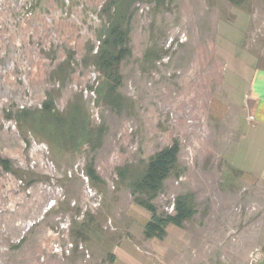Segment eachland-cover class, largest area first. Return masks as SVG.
I'll use <instances>...</instances> for the list:
<instances>
[{
    "label": "rangeland",
    "instance_id": "1",
    "mask_svg": "<svg viewBox=\"0 0 264 264\" xmlns=\"http://www.w3.org/2000/svg\"><path fill=\"white\" fill-rule=\"evenodd\" d=\"M238 7L262 17L264 0ZM244 8L0 0V155L11 163L0 168V264H106L127 234L143 240L150 213L134 184L173 141L178 161L151 200L156 211L172 213L175 197L190 194L195 213L184 224L231 228L239 242L254 232L255 263L264 186L232 168L243 112L232 99L239 90L223 85L217 46L218 25ZM116 23L129 54L111 94L98 56Z\"/></svg>",
    "mask_w": 264,
    "mask_h": 264
},
{
    "label": "crops",
    "instance_id": "2",
    "mask_svg": "<svg viewBox=\"0 0 264 264\" xmlns=\"http://www.w3.org/2000/svg\"><path fill=\"white\" fill-rule=\"evenodd\" d=\"M230 20L218 25L217 46L224 62L223 85L231 95L239 90V99L233 95L232 99L243 112L238 123L242 131L231 146L235 153L232 168L264 186V11L261 17L245 10ZM237 154L242 158L238 160ZM173 226L171 231L167 226L160 239L144 238L143 230V240L127 234L113 245L106 264H248L254 232L239 242L237 230L221 225ZM170 233L173 241H167ZM259 244L261 259L252 264H264V238Z\"/></svg>",
    "mask_w": 264,
    "mask_h": 264
},
{
    "label": "trees",
    "instance_id": "3",
    "mask_svg": "<svg viewBox=\"0 0 264 264\" xmlns=\"http://www.w3.org/2000/svg\"><path fill=\"white\" fill-rule=\"evenodd\" d=\"M233 5H239L244 0H228ZM128 32L123 30L118 23L112 25L108 35L103 39L99 51V60L104 71L105 82L111 94H116L121 85L119 72L120 61L129 54L127 46ZM179 146L177 141L156 151L147 161L143 176L134 184L135 191L144 198L138 199V203L150 213L149 220L143 228V236L146 239L163 238L166 228L172 224L181 226L190 219L195 211L193 198L190 194H181L175 197L172 213H159L151 203L152 198L160 191L163 181L175 169L178 161ZM0 168L10 171L11 163L0 155ZM90 179L96 178L91 167L87 169Z\"/></svg>",
    "mask_w": 264,
    "mask_h": 264
},
{
    "label": "built area",
    "instance_id": "4",
    "mask_svg": "<svg viewBox=\"0 0 264 264\" xmlns=\"http://www.w3.org/2000/svg\"><path fill=\"white\" fill-rule=\"evenodd\" d=\"M261 255H262V253L260 252V249H254L250 254L251 261L256 262V261L260 260Z\"/></svg>",
    "mask_w": 264,
    "mask_h": 264
}]
</instances>
